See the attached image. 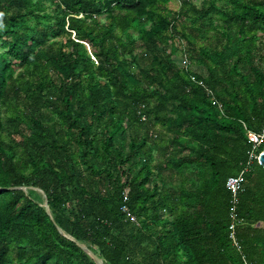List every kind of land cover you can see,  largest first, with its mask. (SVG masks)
<instances>
[{
  "label": "trees",
  "instance_id": "trees-1",
  "mask_svg": "<svg viewBox=\"0 0 264 264\" xmlns=\"http://www.w3.org/2000/svg\"><path fill=\"white\" fill-rule=\"evenodd\" d=\"M176 1L0 0V264H264V0Z\"/></svg>",
  "mask_w": 264,
  "mask_h": 264
},
{
  "label": "built area",
  "instance_id": "built-area-1",
  "mask_svg": "<svg viewBox=\"0 0 264 264\" xmlns=\"http://www.w3.org/2000/svg\"><path fill=\"white\" fill-rule=\"evenodd\" d=\"M183 62L185 63V60H183ZM191 80L195 83L201 84L197 82L193 77H191ZM206 95L210 96L209 90H206ZM248 141L250 143V149L247 151V157L241 172L237 176L228 177L225 182V187L231 192L232 195V201H231L232 207L230 210L231 221L228 227L229 230L228 238L231 241L233 247L238 251L240 249V246L235 237V227L241 224V220L238 219L235 213L234 205L236 204L237 194L242 189L245 173H247L250 170L251 166L254 164L255 161L258 162L259 152H257V149L260 146V144L264 141V129L259 134L249 133ZM121 212L125 216V219H127L132 223L138 224L137 218L131 215V213L128 211L126 206L121 207Z\"/></svg>",
  "mask_w": 264,
  "mask_h": 264
},
{
  "label": "water",
  "instance_id": "water-1",
  "mask_svg": "<svg viewBox=\"0 0 264 264\" xmlns=\"http://www.w3.org/2000/svg\"><path fill=\"white\" fill-rule=\"evenodd\" d=\"M258 165H260L262 167V169L264 170V150L259 153ZM8 189L9 190H22L24 192H26L28 189H30V190H34V191L38 192L42 196V199H43L42 206L44 207L45 212L48 215H50L48 204H47V198H46L45 193L42 190H40L38 188H33V187H11ZM55 227L60 234H63L62 230L57 225H55ZM77 246L79 248H81L88 256H90V258L94 261L95 264H104L103 260L100 259L99 257H97L93 252H91L84 244L77 243Z\"/></svg>",
  "mask_w": 264,
  "mask_h": 264
},
{
  "label": "rangeland",
  "instance_id": "rangeland-1",
  "mask_svg": "<svg viewBox=\"0 0 264 264\" xmlns=\"http://www.w3.org/2000/svg\"><path fill=\"white\" fill-rule=\"evenodd\" d=\"M192 1L195 5H199V3H200V0H192ZM169 6H170V8L176 9V8H178V2L176 0H170ZM131 32L134 33V31H131ZM192 68H193V65H192Z\"/></svg>",
  "mask_w": 264,
  "mask_h": 264
}]
</instances>
